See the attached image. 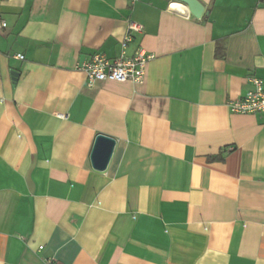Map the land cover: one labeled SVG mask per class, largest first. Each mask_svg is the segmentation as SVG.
<instances>
[{
    "label": "crops",
    "instance_id": "obj_1",
    "mask_svg": "<svg viewBox=\"0 0 264 264\" xmlns=\"http://www.w3.org/2000/svg\"><path fill=\"white\" fill-rule=\"evenodd\" d=\"M198 1L3 3L0 264H264L263 119L228 108L264 83V0ZM130 21L144 83L89 86L78 67L119 57Z\"/></svg>",
    "mask_w": 264,
    "mask_h": 264
},
{
    "label": "built area",
    "instance_id": "obj_2",
    "mask_svg": "<svg viewBox=\"0 0 264 264\" xmlns=\"http://www.w3.org/2000/svg\"><path fill=\"white\" fill-rule=\"evenodd\" d=\"M6 0H0V33L7 29V22L2 15V6ZM144 27L141 24L130 21L128 31L123 40L122 53L115 59H109L105 55L97 54L90 61L82 63L78 70L85 73L89 86L96 82L133 83L142 85L145 80L146 68L149 62L155 59V55L147 53L144 49H139L133 57L126 56V50L133 41V35L143 34ZM18 60L25 57L18 54ZM252 88L242 98L231 100L228 108L233 114L240 115H260L264 126V83L261 79L251 78ZM44 247L39 248L42 252ZM44 264H58L57 260L51 258L44 261Z\"/></svg>",
    "mask_w": 264,
    "mask_h": 264
},
{
    "label": "water",
    "instance_id": "obj_3",
    "mask_svg": "<svg viewBox=\"0 0 264 264\" xmlns=\"http://www.w3.org/2000/svg\"><path fill=\"white\" fill-rule=\"evenodd\" d=\"M170 11L180 16H188L189 13L197 19L204 14V7L198 0H171ZM116 141L113 138L98 135L96 138L91 160L95 169L103 171L107 168L113 155Z\"/></svg>",
    "mask_w": 264,
    "mask_h": 264
}]
</instances>
